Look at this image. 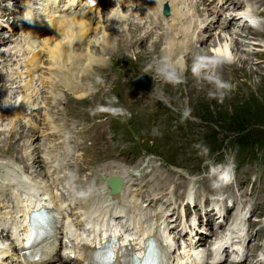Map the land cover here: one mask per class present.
I'll list each match as a JSON object with an SVG mask.
<instances>
[{
  "label": "rangeland",
  "instance_id": "374dc122",
  "mask_svg": "<svg viewBox=\"0 0 264 264\" xmlns=\"http://www.w3.org/2000/svg\"><path fill=\"white\" fill-rule=\"evenodd\" d=\"M107 13L108 12H106V14ZM262 17L264 19V15ZM104 30H106V28H104ZM101 36L102 30L100 33L96 34V37L99 39ZM256 39L258 43L264 46V38H262L261 35L256 36ZM215 40L217 39H212V37H210L205 48H210V45L216 42ZM164 46L163 51L167 48V44ZM136 55H139V53ZM239 55L242 57H239ZM239 55L236 53L233 58H235V62L241 61L238 62L239 68H241L242 65L245 69L242 70L241 68L236 76L221 77L219 74L213 76L210 71H205L207 69L206 67L198 69L193 59L188 58L185 59L187 61L189 60L188 67L184 69L185 66H181L184 70L177 69V76L167 79L166 81H159L156 77L153 78V75L150 77V79L154 80L153 84H155L156 87L153 86L151 88L156 91L158 100L165 101L157 102L149 106V108L146 107L142 112L151 113L156 112V110L169 111L172 115L176 116L178 124L183 129L181 131L182 133L179 135L180 140L177 147L174 145L159 147L155 144L153 146L141 144L143 148L151 149L162 157H150L147 159L144 157L145 154L142 153L134 161V166L136 168H144L143 165H149L153 168L154 172L169 175L170 180H179L183 183H191L193 181L203 183L210 178V173L206 174V170H209L211 164L224 158L225 161L229 162L232 169L240 165L243 167L241 173H249L251 176L258 175L264 179V157L261 156L260 161H255L258 155H263V153L258 149H255V151L252 150L248 154L249 157L243 160V154H241L242 149H240L239 145L241 143L249 144L253 141H258V138L264 137V129H252L248 135L242 132L239 133L240 131H228L225 129L226 126L217 128L214 125L216 132L215 137L217 140L214 142L212 140L208 149V145L203 141L202 130L209 125L202 123L204 120L201 121V119L192 116L193 113L200 118V109H198L199 104L205 106L212 100L222 108H229V105H231L234 100L238 99L254 98L259 102H264V65L259 70L252 64L243 62V59L249 58H246L241 52ZM149 56L148 60H143L135 55L131 58H121L120 63L124 67L133 65L135 67L145 65L152 67L156 63V54H149ZM259 56H262L264 61V51H262ZM138 61L139 63H137ZM187 70L196 71L200 76L204 75V77H206L204 78V83L200 84L195 81L193 75L186 74ZM132 72L135 73L134 69H132ZM220 77L223 79H219ZM230 129L233 130L232 128ZM170 151L174 153L172 157ZM171 158L175 160V162L172 163L174 166L171 165ZM152 177L155 176L153 175Z\"/></svg>",
  "mask_w": 264,
  "mask_h": 264
},
{
  "label": "bare ground",
  "instance_id": "6f19581e",
  "mask_svg": "<svg viewBox=\"0 0 264 264\" xmlns=\"http://www.w3.org/2000/svg\"><path fill=\"white\" fill-rule=\"evenodd\" d=\"M260 2H261V6H262V9L260 10V12L264 13V0H260ZM106 12H108V13L106 14ZM116 12H117L116 8H111L109 10L106 9L105 11H103L101 13V15H106V17H102V18H100L98 20V22H96L97 25H100L102 27V36H101L100 39L97 38L96 34L93 32V29H94V26H95L94 25L95 21L93 20V16L91 14L83 13V14L77 15V16H75L73 18L74 25L76 27H75V30L72 33L71 44L73 46H75L80 41L81 35H82L85 38L86 43L93 44L95 51L99 52V54H100V57L97 58V59L94 58L93 56L87 55V59L85 60L87 72L93 73V71H95L94 68H93L94 65H97L98 67H102L101 66L102 64L105 65L107 63V60L103 59L102 55H106L107 54L109 59H113L116 56L122 55L124 53L126 47H127V44L123 43V40H124L125 36L116 34V29L117 28H115V27L119 26V25L116 24L114 19L111 20V18H110V16L112 14L116 13ZM120 27H122V26L120 25ZM104 28H106V30H104ZM263 28H264V25H263ZM93 35H94V38H93ZM260 35H261L262 38H264V32H262ZM257 36H259V35H257ZM210 37H212V39L216 38L217 40H215L216 41L215 43L210 45V48H205L204 51L212 50V51H214V52H216V53H218V54H220L222 56H229V58H231L234 61H235V58H233L234 55H236V53L239 55L240 54V49L242 47H246L247 46V44H246L247 40L244 37H242V36L232 37L230 35L229 31L228 32L224 31V32H221L220 34H214V35H211ZM46 41H48L50 43L51 42H55V44H53L51 47H55V46H58L60 44V41H58L56 39H53V38H50V37H48L46 39ZM254 41L256 43H258L257 40H254ZM207 43H208V41L206 42L205 46L207 45ZM175 46H176L175 43L168 42L167 43V48L163 51V52L166 51V55L169 57L170 60H172L171 52L175 53L174 52ZM260 46L261 47L258 46V48H262L263 47L262 44H260ZM149 54L150 53H145L144 51H141V54H139V55L135 54V56L138 57V58H141L143 60H148V58L150 57ZM80 57L81 56H77L76 58H80ZM122 57H123V55H122ZM239 57H242V56L239 55ZM207 58L208 57L205 56V60H207ZM188 61L185 60V59H177L172 64V67H174V68H176L178 70H184V69H186L188 67ZM242 61L246 62L247 60L243 59ZM137 63H139V61ZM252 64H253L254 67H256L257 69L260 70V68H262V66L264 65V61H263L262 56L258 55L255 59H253ZM181 66L182 67L185 66V68L183 69ZM205 71L206 72L210 71L213 76L216 75V73L213 72L210 68H207ZM201 77L202 78H206V77H204V75L201 76ZM221 77H224V76L222 75ZM221 77L219 79L222 80L223 78H221ZM161 83H163V82H161ZM75 104L78 105L79 103L76 102ZM249 172H250V170H249ZM153 179H155V177H152L151 179H149L147 181V183L151 184L154 181ZM204 180H205V178H204ZM54 261H55V259H54ZM54 261L53 262H49V264H58V263L59 264H67L66 262H56V261L54 263Z\"/></svg>",
  "mask_w": 264,
  "mask_h": 264
},
{
  "label": "trees",
  "instance_id": "16d2710c",
  "mask_svg": "<svg viewBox=\"0 0 264 264\" xmlns=\"http://www.w3.org/2000/svg\"><path fill=\"white\" fill-rule=\"evenodd\" d=\"M198 107V109H200V118L193 113L192 116L201 119V121L204 120L202 123L209 125L202 130L203 141L208 145V149L210 147V142L212 140L213 142L217 140L215 137V126L217 128L226 126L225 129L228 131H240L239 133L242 132L248 135L252 129H264V102H259L254 98L234 100L231 105H229V108L218 106L214 100L208 102L205 106L199 104ZM239 145L243 153H248L250 150L257 147L264 148V137H260L258 141H253L249 144L241 143Z\"/></svg>",
  "mask_w": 264,
  "mask_h": 264
}]
</instances>
